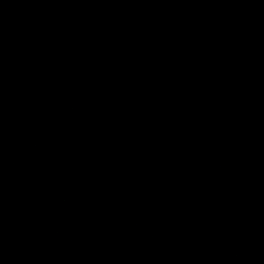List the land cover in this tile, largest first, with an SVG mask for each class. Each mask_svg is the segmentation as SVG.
<instances>
[{
  "label": "water",
  "instance_id": "95a60500",
  "mask_svg": "<svg viewBox=\"0 0 264 264\" xmlns=\"http://www.w3.org/2000/svg\"><path fill=\"white\" fill-rule=\"evenodd\" d=\"M59 0H0V77Z\"/></svg>",
  "mask_w": 264,
  "mask_h": 264
}]
</instances>
